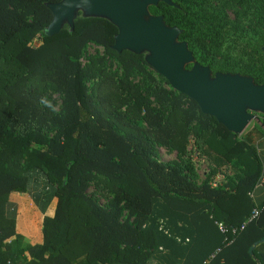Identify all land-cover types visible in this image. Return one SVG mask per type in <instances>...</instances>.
I'll use <instances>...</instances> for the list:
<instances>
[{
    "label": "trees",
    "instance_id": "obj_1",
    "mask_svg": "<svg viewBox=\"0 0 264 264\" xmlns=\"http://www.w3.org/2000/svg\"><path fill=\"white\" fill-rule=\"evenodd\" d=\"M58 1L0 0V264H19L6 243L22 237L5 206L12 194L28 193L36 172L53 193L45 214L32 208L42 242L20 251V264H148L161 250L177 264H264V210L228 245L215 225L239 227L251 214L249 193L262 172L257 134L229 132L143 55L114 51L117 29L104 19L78 17L73 30L46 36L45 4ZM171 2L149 11L181 31L199 64L264 83V0ZM34 38L41 45L32 47ZM90 45L103 55L83 65ZM50 92L61 97L57 112ZM190 135L199 151L217 156L212 175L232 167L223 187L196 184ZM156 146L187 158L159 163Z\"/></svg>",
    "mask_w": 264,
    "mask_h": 264
},
{
    "label": "water",
    "instance_id": "obj_2",
    "mask_svg": "<svg viewBox=\"0 0 264 264\" xmlns=\"http://www.w3.org/2000/svg\"><path fill=\"white\" fill-rule=\"evenodd\" d=\"M160 2L174 6L171 0L46 3L52 19L44 34L52 37L65 26L73 30L78 17L108 21L117 29L114 51L143 55L146 64L165 78L173 90L193 100L203 114L214 117L229 132L241 136L253 120L264 115V83L255 84L252 77L238 73L213 74L208 66L199 64L187 43L178 40L181 31L169 27L162 15L150 13L149 7ZM188 65L191 67L187 68ZM258 243L249 249L250 255Z\"/></svg>",
    "mask_w": 264,
    "mask_h": 264
},
{
    "label": "crops",
    "instance_id": "obj_3",
    "mask_svg": "<svg viewBox=\"0 0 264 264\" xmlns=\"http://www.w3.org/2000/svg\"><path fill=\"white\" fill-rule=\"evenodd\" d=\"M257 140V153L261 161L262 172L258 182L259 184H256L251 192L252 197H249L254 205H262L264 203V142L261 137L257 138ZM225 170H228L230 176L234 175V173L232 174L233 170L231 166H223L217 172L216 180H220L219 175L221 171ZM216 180L213 181L216 182ZM220 186L223 187L222 183ZM52 193L53 187L47 182L44 174L36 172L29 177L27 194H12L9 197L5 206V216L15 220L16 233L22 239L16 241L15 238H11L6 244L10 246L9 252H15L14 254L18 255L16 256L19 259V264L23 262V254H18L20 251H24L28 244L34 245L42 242L41 232L34 226L35 215L31 213L32 208L38 210L39 214H45L50 206ZM259 248L261 252H264V246H260ZM153 256V259L148 264H177L178 262V258L167 250L155 252Z\"/></svg>",
    "mask_w": 264,
    "mask_h": 264
},
{
    "label": "rangeland",
    "instance_id": "obj_4",
    "mask_svg": "<svg viewBox=\"0 0 264 264\" xmlns=\"http://www.w3.org/2000/svg\"><path fill=\"white\" fill-rule=\"evenodd\" d=\"M42 40L38 39V38H34L32 40V42L30 43V45L32 47H35L37 44L38 46L41 45ZM250 49V48H249ZM248 50V49H247ZM250 50L247 51V53H249ZM101 56L103 55V49L99 46L96 45H90L87 51V54L82 57L80 59L81 64H85L88 61V57L90 56ZM51 95V99L52 101H54L55 106L53 107V110L55 112L59 111V107L61 105V97L60 95H58V93L56 92H50ZM252 131H254L257 135V138L262 137L261 132H264V129L261 127L260 124V120L259 117H257V119L253 120L248 127L246 128V130L243 132V134L246 133H251ZM54 132L51 133V135H53ZM189 142L187 145V151L191 152L192 155V161L195 165L196 168V172L198 174V179L196 181V184H200L203 181L208 180L209 181V185L212 188H216V186H220L221 183L222 185H225L226 179H230V173H228V170L225 171H221V174L219 175V181L216 180V175H212L213 171L212 169H214V164L215 163V159L217 158V156L215 157V155L213 153H202L201 151H199L196 148V144H195V137L193 135L189 136ZM155 150L157 151V156H156V160L159 163L162 164H168V163H172V162H180L181 160H186V155H183L182 157H178L177 153L175 151H167V149L165 147L162 146H156ZM233 174V172H232ZM223 179V180H222ZM213 180H216V182H214ZM216 185V186H215ZM94 183L93 181L90 183V187L88 189V192L91 193L94 190ZM99 199V203L102 206H105L107 201L109 200L108 196L105 195H101L98 197Z\"/></svg>",
    "mask_w": 264,
    "mask_h": 264
},
{
    "label": "built area",
    "instance_id": "obj_5",
    "mask_svg": "<svg viewBox=\"0 0 264 264\" xmlns=\"http://www.w3.org/2000/svg\"><path fill=\"white\" fill-rule=\"evenodd\" d=\"M43 174V173H42ZM259 184V183H258ZM249 196L252 197V193H249ZM264 210V203L262 205H254L250 216L245 220V222H243L239 227H230L225 225L223 222H215V225L217 226V228L219 229V231L225 236L224 238V242L228 245L232 242V238L230 237H234L235 235H237L240 231H242L245 226L247 224H249L252 221H257L261 215V213ZM159 224V230L163 231L165 235L171 237V235L169 234L168 230L165 227V222L163 220H159L158 222ZM174 239L177 242H181V239L179 237H174ZM185 242H188V239H186ZM220 248H218L214 255L215 256L218 252H220Z\"/></svg>",
    "mask_w": 264,
    "mask_h": 264
}]
</instances>
